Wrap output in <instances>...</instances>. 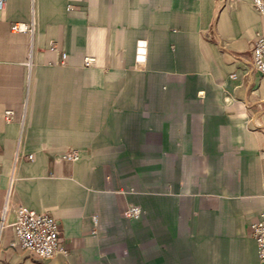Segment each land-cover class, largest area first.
Masks as SVG:
<instances>
[{"label":"crops","instance_id":"1","mask_svg":"<svg viewBox=\"0 0 264 264\" xmlns=\"http://www.w3.org/2000/svg\"><path fill=\"white\" fill-rule=\"evenodd\" d=\"M258 32L251 0H3L0 264H264ZM18 205L55 217L66 255L10 245Z\"/></svg>","mask_w":264,"mask_h":264},{"label":"built area","instance_id":"2","mask_svg":"<svg viewBox=\"0 0 264 264\" xmlns=\"http://www.w3.org/2000/svg\"><path fill=\"white\" fill-rule=\"evenodd\" d=\"M3 0H0V6ZM251 5L258 11L264 19V0H251ZM68 8H71L68 5ZM11 30L15 32L32 33L34 23L15 22L11 25ZM49 49L56 51L57 47L51 42ZM61 63L66 58V53H60ZM145 58V41L138 40L135 48V62L141 63ZM94 63V57L86 56L83 59L84 66H90ZM251 68L264 76V32H258L252 42L251 47ZM234 76V74H232ZM12 109H5L4 119L10 120ZM28 160H34L35 153L26 155ZM79 157L76 149L70 148L57 153L56 159L69 162L75 161ZM4 210L0 214V230L6 223L4 221ZM123 215L129 219H138L142 215V208L138 204L129 203ZM94 225L97 223V215L91 216ZM13 231V239L10 245H17L22 249L29 251L38 259H47L56 253L67 254L66 249L61 244L59 234V225L55 217L48 211H36L26 205H18L14 209V219L10 223ZM250 233L256 242L257 254L261 261L264 262V208L258 214L257 219L249 225ZM94 231V229H92Z\"/></svg>","mask_w":264,"mask_h":264}]
</instances>
